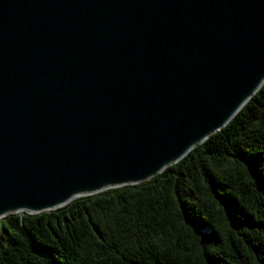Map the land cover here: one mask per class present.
I'll use <instances>...</instances> for the list:
<instances>
[{
  "label": "water",
  "instance_id": "1",
  "mask_svg": "<svg viewBox=\"0 0 264 264\" xmlns=\"http://www.w3.org/2000/svg\"><path fill=\"white\" fill-rule=\"evenodd\" d=\"M264 85V0H0V220L149 182Z\"/></svg>",
  "mask_w": 264,
  "mask_h": 264
},
{
  "label": "trees",
  "instance_id": "2",
  "mask_svg": "<svg viewBox=\"0 0 264 264\" xmlns=\"http://www.w3.org/2000/svg\"><path fill=\"white\" fill-rule=\"evenodd\" d=\"M2 221L0 264H264V85L151 181Z\"/></svg>",
  "mask_w": 264,
  "mask_h": 264
},
{
  "label": "rangeland",
  "instance_id": "3",
  "mask_svg": "<svg viewBox=\"0 0 264 264\" xmlns=\"http://www.w3.org/2000/svg\"><path fill=\"white\" fill-rule=\"evenodd\" d=\"M4 223V221H0V231H1V228H2V224Z\"/></svg>",
  "mask_w": 264,
  "mask_h": 264
}]
</instances>
